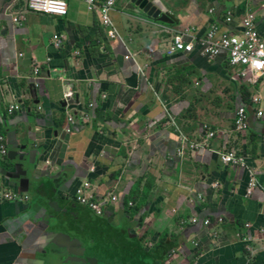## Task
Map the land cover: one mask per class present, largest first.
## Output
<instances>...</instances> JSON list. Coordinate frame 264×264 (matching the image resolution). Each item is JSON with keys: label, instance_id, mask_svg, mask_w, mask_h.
I'll use <instances>...</instances> for the list:
<instances>
[{"label": "crops", "instance_id": "0c3cea01", "mask_svg": "<svg viewBox=\"0 0 264 264\" xmlns=\"http://www.w3.org/2000/svg\"><path fill=\"white\" fill-rule=\"evenodd\" d=\"M66 1L61 17L30 11L28 0H0V124L9 149L0 190L30 196L0 204V264H125L118 258L131 252L130 239L148 264H264V73L240 78L224 53L209 58L199 43L168 54L177 31L193 29L187 41L212 24L239 31L250 11L264 38V0H160L172 24L117 0L115 39L83 0ZM12 104L21 111L10 115ZM244 105L251 128L240 133ZM184 138L205 146L191 149ZM231 150L249 168L223 163L219 152ZM32 151L31 185L8 186L14 157ZM253 175L262 188L248 195ZM87 181L103 216L75 199Z\"/></svg>", "mask_w": 264, "mask_h": 264}, {"label": "built area", "instance_id": "2783aa9c", "mask_svg": "<svg viewBox=\"0 0 264 264\" xmlns=\"http://www.w3.org/2000/svg\"><path fill=\"white\" fill-rule=\"evenodd\" d=\"M89 7L90 11H97L100 14L101 23L108 29V37L115 39L119 37V33L112 20V14L115 10L117 0H83ZM28 9L32 12L41 13L44 15L67 16L68 3L66 0H28ZM16 23H21L22 18H15ZM233 21L232 13H228L226 19L227 23ZM243 29L239 31L222 29L217 24H212L206 34L201 40L191 38L187 41V37H191L193 29H185L177 31L172 39L169 47L168 54L175 55L177 53L190 54L199 43L201 46V53L209 58H215L224 53L229 61V64L237 71L240 78L247 79L255 75L264 73V38L262 37L258 24V15L255 12H248L245 14L242 24ZM64 36L56 34L53 37L54 46L60 49L63 45ZM41 69L36 67L34 74L37 77ZM39 83L36 84L38 87ZM260 97H255V104L261 103ZM93 107V105H91ZM21 106L19 104L9 105L7 112L10 115L20 112ZM249 106H241L237 110L235 126L238 132L243 133L251 128L250 119L251 112ZM258 117H264V111L258 112ZM88 115L84 119L88 120ZM76 120L70 118V122L74 123ZM208 131V137L214 138L216 133L208 126H205ZM184 142L190 144L191 149H200L205 145L196 144L184 138ZM9 149L7 144V137L4 133L0 132V158L8 157ZM219 155L226 165L241 166L249 168L248 162L245 157L240 156L236 151H221ZM94 171V169H92ZM262 188L256 176H252L248 195H253L257 188ZM91 189V182L87 181L82 186L78 187L75 194V199L78 203L89 207L98 216H103V206L98 202L93 192H87ZM30 196L26 193L13 190H0V204L5 202H27ZM110 201L116 203L119 201L118 196L112 195ZM134 204L131 202L130 206ZM222 220V219H221ZM198 223V219L193 220ZM207 226L211 225V220H206ZM250 226V225H249Z\"/></svg>", "mask_w": 264, "mask_h": 264}, {"label": "water", "instance_id": "95a60500", "mask_svg": "<svg viewBox=\"0 0 264 264\" xmlns=\"http://www.w3.org/2000/svg\"><path fill=\"white\" fill-rule=\"evenodd\" d=\"M131 3L133 4L129 6L131 9H134L135 6H137L140 10H142L149 17H152L159 22L172 24L173 21L176 20L174 15H172V13H168L163 10L160 0H131ZM68 95H69L68 98L70 99L72 92L70 91ZM64 104L66 106V103ZM27 157L30 158L29 160L30 164H33V165L36 164V156H35L34 151L30 152L26 156H21V155H18L17 153V155L13 159L14 161L13 172H10L7 174V171H6L4 174L5 179L7 183L9 184L8 186L10 185L19 186L20 188L24 189V188H27V186L31 185L30 183L31 181L29 178L30 170L25 164ZM131 243H132L131 252L129 251L126 252L124 260L126 261V255L128 254V257H130L129 264H148V260L143 257V255L141 254L142 252L141 251L136 252V248H133L134 247L133 241ZM94 264H100V262L95 259ZM107 264H112V263L109 262Z\"/></svg>", "mask_w": 264, "mask_h": 264}, {"label": "trees", "instance_id": "16d2710c", "mask_svg": "<svg viewBox=\"0 0 264 264\" xmlns=\"http://www.w3.org/2000/svg\"><path fill=\"white\" fill-rule=\"evenodd\" d=\"M0 132H3V130H2V127H1V124H0ZM4 133V132H3ZM127 234H129V233H127ZM129 242H130V244H132L131 242V239L129 240ZM128 242V243H129ZM133 244H134V242H133ZM127 248V247H126ZM126 248H125V250H126ZM126 252H127V250H126ZM126 254V253H125ZM141 254H143V253H141ZM118 259H120V260H123V259H125V255L123 256V257H120V258H118ZM129 259H130V257H128V254L126 255V264H129ZM135 262H136V260H135Z\"/></svg>", "mask_w": 264, "mask_h": 264}, {"label": "rangeland", "instance_id": "374dc122", "mask_svg": "<svg viewBox=\"0 0 264 264\" xmlns=\"http://www.w3.org/2000/svg\"><path fill=\"white\" fill-rule=\"evenodd\" d=\"M7 137V136H6Z\"/></svg>", "mask_w": 264, "mask_h": 264}]
</instances>
